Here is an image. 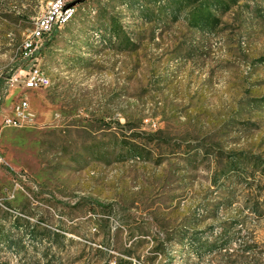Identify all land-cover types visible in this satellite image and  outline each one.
Wrapping results in <instances>:
<instances>
[{
  "label": "rangeland",
  "instance_id": "374dc122",
  "mask_svg": "<svg viewBox=\"0 0 264 264\" xmlns=\"http://www.w3.org/2000/svg\"><path fill=\"white\" fill-rule=\"evenodd\" d=\"M48 1L0 0V122ZM209 1L72 0L0 132V264H264V0Z\"/></svg>",
  "mask_w": 264,
  "mask_h": 264
},
{
  "label": "built area",
  "instance_id": "2783aa9c",
  "mask_svg": "<svg viewBox=\"0 0 264 264\" xmlns=\"http://www.w3.org/2000/svg\"><path fill=\"white\" fill-rule=\"evenodd\" d=\"M72 0H58L45 4L43 11L35 17L29 35L22 42L20 56L29 60L28 64L9 80L11 86L20 89L18 101L12 106L11 113L2 118L0 132L5 127H22L28 120V102L22 91H31L48 87L51 83L44 77L37 53L48 40L50 34L61 25L65 15L73 9ZM0 162L2 158L0 156Z\"/></svg>",
  "mask_w": 264,
  "mask_h": 264
},
{
  "label": "bare ground",
  "instance_id": "6f19581e",
  "mask_svg": "<svg viewBox=\"0 0 264 264\" xmlns=\"http://www.w3.org/2000/svg\"><path fill=\"white\" fill-rule=\"evenodd\" d=\"M55 1H58V0H49L46 4H50V3L55 2ZM75 12H76V7H74L73 9H71V10L69 11V13H67V14L65 15L64 19H62V23H61V25L58 26V28H60L61 26L67 24V23H68V22L74 17ZM55 30H56V29H55ZM55 30H54V31H55ZM52 35H53V34H50V36L48 37V40H50V37H51ZM48 40H47V41H48ZM44 77H45L46 79H49V80H50L49 76H48L45 72H44Z\"/></svg>",
  "mask_w": 264,
  "mask_h": 264
},
{
  "label": "trees",
  "instance_id": "16d2710c",
  "mask_svg": "<svg viewBox=\"0 0 264 264\" xmlns=\"http://www.w3.org/2000/svg\"><path fill=\"white\" fill-rule=\"evenodd\" d=\"M219 2L221 3V1H219V0H210L209 3H208V6H213V5H215L216 3H219ZM133 153H135V152H133ZM99 205H101V204H99Z\"/></svg>",
  "mask_w": 264,
  "mask_h": 264
}]
</instances>
